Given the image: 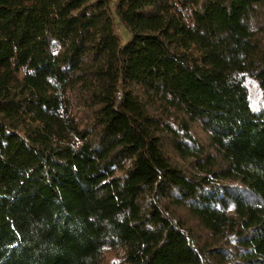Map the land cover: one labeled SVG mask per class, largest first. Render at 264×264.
I'll return each instance as SVG.
<instances>
[{
    "label": "trees",
    "instance_id": "16d2710c",
    "mask_svg": "<svg viewBox=\"0 0 264 264\" xmlns=\"http://www.w3.org/2000/svg\"><path fill=\"white\" fill-rule=\"evenodd\" d=\"M0 264H264V0H0Z\"/></svg>",
    "mask_w": 264,
    "mask_h": 264
},
{
    "label": "rangeland",
    "instance_id": "374dc122",
    "mask_svg": "<svg viewBox=\"0 0 264 264\" xmlns=\"http://www.w3.org/2000/svg\"><path fill=\"white\" fill-rule=\"evenodd\" d=\"M116 33L121 41V43H125L128 39V34L127 32L124 30V28H122L121 26H119L116 22Z\"/></svg>",
    "mask_w": 264,
    "mask_h": 264
}]
</instances>
